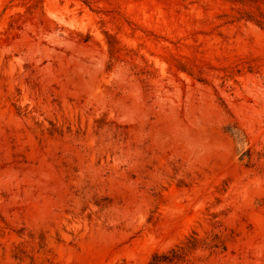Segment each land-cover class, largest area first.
I'll return each instance as SVG.
<instances>
[{
  "label": "rangeland",
  "instance_id": "1",
  "mask_svg": "<svg viewBox=\"0 0 264 264\" xmlns=\"http://www.w3.org/2000/svg\"><path fill=\"white\" fill-rule=\"evenodd\" d=\"M0 264H264V0H0Z\"/></svg>",
  "mask_w": 264,
  "mask_h": 264
}]
</instances>
